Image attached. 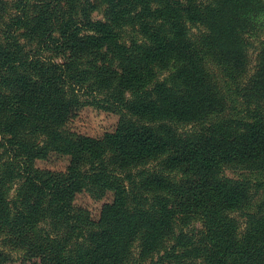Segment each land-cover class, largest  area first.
<instances>
[{
    "label": "trees",
    "instance_id": "1",
    "mask_svg": "<svg viewBox=\"0 0 264 264\" xmlns=\"http://www.w3.org/2000/svg\"><path fill=\"white\" fill-rule=\"evenodd\" d=\"M263 29L264 0H0V264H264V199L224 174L264 172ZM88 104L115 130L70 129Z\"/></svg>",
    "mask_w": 264,
    "mask_h": 264
},
{
    "label": "rangeland",
    "instance_id": "2",
    "mask_svg": "<svg viewBox=\"0 0 264 264\" xmlns=\"http://www.w3.org/2000/svg\"><path fill=\"white\" fill-rule=\"evenodd\" d=\"M12 8H9L8 12L13 13ZM92 16L95 19H103L104 18V6L101 5L98 1L97 7L92 11ZM200 32L199 29L194 28L193 33ZM251 47L250 53L252 56V65L250 66L251 72L254 71V68L257 63V58L259 54V50L264 42V29L257 35H253L250 38ZM48 55V54H47ZM50 55V53H49ZM60 57L56 58L59 59ZM119 121V115L109 110L95 108V106L88 104L86 105L77 116L73 117L69 121V128L84 135H89L93 137H101L106 132L115 130ZM2 136L0 135V155H1V147H2ZM69 164V156L52 153L46 159H38L36 161V165L40 168H48L52 170H64ZM224 174L227 177L231 178H244L249 180L252 200L245 206L247 210H253L258 207L261 201L264 199V189L258 190L259 181H264V172L258 171H249V170H240L232 167H227L224 169ZM16 185H11L8 190V196L10 199H13L16 195ZM113 198V193H108L103 199H96L88 192H81L77 194L76 204L88 209L91 212L93 218H98L102 206L104 203L111 201ZM235 216L241 221V227L244 225V217L241 213L236 212ZM196 226L202 229L201 223H197ZM243 230V229H242Z\"/></svg>",
    "mask_w": 264,
    "mask_h": 264
}]
</instances>
